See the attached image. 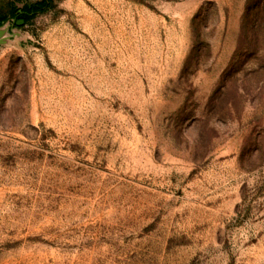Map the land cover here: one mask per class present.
Returning a JSON list of instances; mask_svg holds the SVG:
<instances>
[{"label": "rangeland", "instance_id": "1", "mask_svg": "<svg viewBox=\"0 0 264 264\" xmlns=\"http://www.w3.org/2000/svg\"><path fill=\"white\" fill-rule=\"evenodd\" d=\"M41 1L0 0V264H264V0Z\"/></svg>", "mask_w": 264, "mask_h": 264}, {"label": "trees", "instance_id": "2", "mask_svg": "<svg viewBox=\"0 0 264 264\" xmlns=\"http://www.w3.org/2000/svg\"><path fill=\"white\" fill-rule=\"evenodd\" d=\"M46 1H47V0H42L40 3H38V4L34 7V9H40L41 7H43V6L45 5ZM48 1H50V0H48ZM34 9H33V10H34Z\"/></svg>", "mask_w": 264, "mask_h": 264}]
</instances>
